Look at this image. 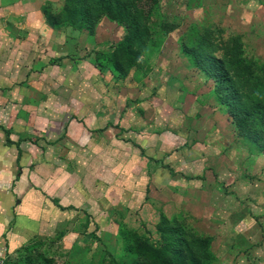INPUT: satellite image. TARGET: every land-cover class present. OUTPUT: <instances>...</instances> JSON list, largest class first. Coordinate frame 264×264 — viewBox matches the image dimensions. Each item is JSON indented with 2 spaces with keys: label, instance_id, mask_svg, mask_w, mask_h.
<instances>
[{
  "label": "rangeland",
  "instance_id": "1",
  "mask_svg": "<svg viewBox=\"0 0 264 264\" xmlns=\"http://www.w3.org/2000/svg\"><path fill=\"white\" fill-rule=\"evenodd\" d=\"M17 2V10L15 0L0 5L4 13L9 4L8 23H0V73L9 79L0 92V118L8 133L35 144L37 165L82 164L84 157L94 169L93 157L79 161L65 150L69 122L88 117L100 121L91 131L107 129L116 117L124 127L118 134L129 138L131 130H154L162 113L158 128L169 142L162 166L152 171L157 179L141 178L132 187L124 180V200L101 202L100 222L75 237L68 260L264 264V23L254 17L242 23L238 0H136L130 17L138 23L98 13L90 0ZM87 8L91 17L84 21L80 12ZM197 47L217 59L213 76L192 60ZM84 61L95 68L80 72ZM101 79L104 88H98ZM219 79L228 87L229 106L215 96ZM114 96L115 107L108 108ZM118 150L104 159L106 196L120 167L131 168L129 150ZM131 196L137 203L129 204ZM53 247L35 241L21 254L37 257L25 260L30 264H65V252Z\"/></svg>",
  "mask_w": 264,
  "mask_h": 264
},
{
  "label": "crops",
  "instance_id": "2",
  "mask_svg": "<svg viewBox=\"0 0 264 264\" xmlns=\"http://www.w3.org/2000/svg\"><path fill=\"white\" fill-rule=\"evenodd\" d=\"M238 1L242 11V23H253V17L257 18V23H264V0ZM3 3L4 0H0V5ZM21 3L24 4V2ZM7 6L4 13H2L0 7V23H8L4 15L8 13L9 6ZM12 6H15L14 8L17 10V0H15V5ZM233 10H236V14L240 13L237 9ZM40 25L41 23H33L34 27ZM82 64L79 67L80 72L82 67L95 68L93 64L90 66L89 61H84ZM79 69H76L75 66L72 68L75 71L74 75L80 81L88 84V81L80 75ZM86 77H89L88 72ZM101 77H106V74L103 73ZM7 82H9V79L4 78V75L0 73V92H4ZM99 82L100 86L98 88L101 86L104 88L105 85L102 79ZM89 84H92V82L89 81ZM211 91L212 87L208 88V92ZM116 94H119L117 102L121 105L124 94L121 92ZM110 99L112 100H110L111 103L108 104V108H114L113 104L116 102V96ZM105 102L103 99L98 100V103L102 106H105ZM138 116L136 114L131 120ZM113 119L114 122L111 123L113 125L98 131L90 130L93 123L100 122L93 121L91 117L79 122L72 120L67 125L66 138L68 142H66V145L68 147L65 148L66 153H68L67 156L79 157V159L77 158L79 161L82 156H91L94 158L91 160L96 162V167L93 169L86 165L90 159L84 157H82V164L72 159L71 162L66 160L62 164L57 162V164L50 163L48 165L45 164L46 160H44V163L37 165L33 161L38 154L35 144L30 139L20 136V134L8 133L7 125H5L4 118L1 116L0 257L4 259V262L5 259L12 258V260L14 259L13 264H30L29 261L25 260H28V257H30V260H35L37 257L32 255L22 257L21 252L24 251L25 246L39 241V243L53 245V248L61 249L65 252V264H72V259L68 260V258H72L75 250L74 239L83 236L85 228H90L92 225L94 227V222H100L101 214L99 212H102V209L99 206L101 202L112 200L111 197L114 196L116 202L120 204L121 199H123L121 188L124 180H129V186L132 187L134 181L140 179L142 182V179H144L147 182L148 178L156 177L152 171L157 169L158 166H162L165 158L163 151L167 150V143L169 144L165 139L166 135L163 127L158 128V123H163L164 120L162 113L157 115L155 119L154 130L146 129L140 133L131 130L129 131L131 135L128 133L129 138L127 135L118 134V132L123 131L124 127L116 117H113ZM138 122L132 121L131 124ZM133 126H131V129H133ZM174 135L177 136V140V133H174ZM182 145L184 146V143ZM113 149H119L118 152H121L122 149L129 150L128 155L131 157L129 167L131 168L122 170L120 167L117 172L116 183L110 185L106 196L103 192L105 188H108L106 184L107 175L105 174L107 168L104 159L106 155H110V151ZM51 157L52 155L49 153L47 159ZM166 157L168 158V156ZM43 168H49L50 172ZM124 171L127 172L124 173ZM140 174H143V176ZM200 182H202L201 178ZM118 184L119 186H117ZM199 185L201 186L202 183ZM136 200L131 196L129 204L137 203ZM125 204L123 203V205ZM89 213H92V221L90 220L88 223L89 220L87 219H91L88 216ZM37 256L41 257L40 254H37ZM83 257L84 255L81 256V258Z\"/></svg>",
  "mask_w": 264,
  "mask_h": 264
},
{
  "label": "trees",
  "instance_id": "3",
  "mask_svg": "<svg viewBox=\"0 0 264 264\" xmlns=\"http://www.w3.org/2000/svg\"><path fill=\"white\" fill-rule=\"evenodd\" d=\"M86 1L88 2V0ZM90 1L95 2L96 7L98 8V11H97L98 13L105 12L110 18H113V19L129 17L130 22L138 23V20L135 17H130V14H132L135 10L132 4H134V1L136 2V0H90ZM89 9L88 8L82 9V11L80 12L82 19H85L84 21H88V19L91 17L89 16ZM70 15L76 16V10L72 9ZM191 55H192V60L194 61V63L200 66L205 74L208 73L209 77L214 75V71L217 69L218 61L213 55L204 53L199 47L193 49L191 52ZM215 76H218V74L216 73ZM215 82H216V85H214V92H216L215 96H217L218 100L220 101L222 105H225L228 103V106H229L230 102L226 101L225 99V96L228 91V87L222 83L221 79ZM192 261H193V264H196L197 262L196 259L191 258L190 264Z\"/></svg>",
  "mask_w": 264,
  "mask_h": 264
},
{
  "label": "built area",
  "instance_id": "4",
  "mask_svg": "<svg viewBox=\"0 0 264 264\" xmlns=\"http://www.w3.org/2000/svg\"><path fill=\"white\" fill-rule=\"evenodd\" d=\"M0 264H5L4 259L0 257Z\"/></svg>",
  "mask_w": 264,
  "mask_h": 264
}]
</instances>
